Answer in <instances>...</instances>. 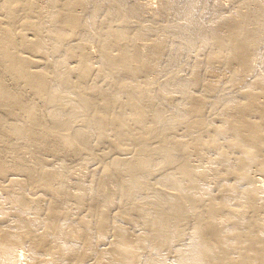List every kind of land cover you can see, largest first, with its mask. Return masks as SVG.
I'll list each match as a JSON object with an SVG mask.
<instances>
[{
	"label": "bare ground",
	"instance_id": "6f19581e",
	"mask_svg": "<svg viewBox=\"0 0 264 264\" xmlns=\"http://www.w3.org/2000/svg\"><path fill=\"white\" fill-rule=\"evenodd\" d=\"M0 264H264V0H0Z\"/></svg>",
	"mask_w": 264,
	"mask_h": 264
}]
</instances>
